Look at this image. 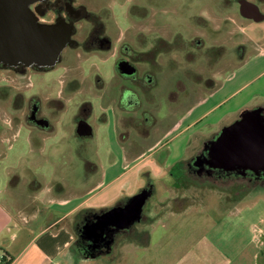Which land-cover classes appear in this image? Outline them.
<instances>
[{
  "label": "rangeland",
  "instance_id": "rangeland-1",
  "mask_svg": "<svg viewBox=\"0 0 264 264\" xmlns=\"http://www.w3.org/2000/svg\"><path fill=\"white\" fill-rule=\"evenodd\" d=\"M82 1L88 9L98 8L96 0ZM120 2L123 4L120 9L129 17L118 18L113 27L118 33L113 40L117 49L112 55L98 50L63 49L55 68L33 76V86L21 89L24 96L21 99H12L14 90L6 97L3 87L0 88L1 181L12 178L7 172L15 171L10 167L16 166V171L27 170V184L32 180V184L41 185L59 181L63 186L74 175L81 178L86 163L90 162L93 176L79 185H68L71 189H84L98 175V165L111 159L110 148L113 151L120 149L119 145L133 149L152 145L163 129L177 121L196 99L206 96L245 57L264 49V19L245 16L238 0H116ZM256 3L264 13V3ZM84 25L83 19L73 23V40L81 39ZM121 44H127L131 50L119 49ZM121 59L135 68L132 77L117 66ZM1 73L2 70L0 79L4 76ZM258 80L264 82V75ZM229 91L218 92L197 106V110ZM30 95L40 99L42 114H52L51 121L45 118L52 127L17 126L19 130L12 137L10 124L14 127L24 123L26 97ZM123 95L128 96V103L134 96L139 104L133 105L132 112L118 109L125 115L121 125L130 130L127 135L126 128L118 129V141L113 134L114 101ZM227 99L228 106L232 96ZM81 116L86 117L93 132L83 138L75 132V123ZM153 119L156 121L152 122ZM132 123L136 124L130 127ZM115 154L119 156L118 151ZM225 176L221 180L220 176H212L209 169L197 175L198 182L190 186L198 195L209 194L213 207L207 211L208 216L199 209L197 217L192 212L176 219V245L174 248L170 245L172 240L169 230L166 231L159 248V264H264V183L244 185L243 176L234 172ZM27 184L22 182L21 186ZM157 188L160 195L163 189ZM242 192L250 194L238 203L235 198ZM234 204L240 208L239 212L235 213ZM163 221L167 225L172 223L168 219ZM173 253L175 256L171 258Z\"/></svg>",
  "mask_w": 264,
  "mask_h": 264
},
{
  "label": "crops",
  "instance_id": "crops-1",
  "mask_svg": "<svg viewBox=\"0 0 264 264\" xmlns=\"http://www.w3.org/2000/svg\"><path fill=\"white\" fill-rule=\"evenodd\" d=\"M262 73L264 49L245 57L206 96L196 99L177 121L163 129L152 145L134 149L119 145L120 149L113 151L110 148L111 159L107 164L98 165V175L82 190L71 189L68 185H79L93 176L90 162L86 163L81 178L74 175L75 178L64 182L63 186L59 181L41 185L32 184V180L27 184V170L16 171V166L10 167L15 169L7 172L12 178L0 180V256L3 251L8 252L12 256L9 264H159V248L166 231L169 230L168 236L172 240L170 245L173 248L176 245V219L192 212L196 216L199 209L208 216L207 211L213 207L209 194L198 195L197 190L190 186L198 182L197 175L209 169L212 176H220L224 180L225 175L233 172L238 175L246 173L238 167L215 166L212 144L215 136L247 113L259 110L264 113V82H258L264 75ZM224 90L230 91L205 109L197 110L210 97ZM230 96L231 103L227 106ZM125 97L127 101L128 97ZM115 102L113 134L119 141L118 129L126 128L127 135L130 130L121 125L125 115L118 109L134 111L136 99L133 96L129 108L116 106ZM45 116L52 120V114ZM85 118L80 121L89 124ZM135 124H130V127ZM21 125L40 129L52 127L50 122L49 125L19 122L14 127L10 124L12 137L19 130L17 126ZM92 134L79 136L83 138ZM162 137L167 139L161 142ZM163 148L166 150H161ZM32 176L36 179L35 174ZM22 182L28 186L22 187ZM63 187L67 189L64 192ZM157 187L163 189L160 195ZM202 189L198 190L201 192ZM248 195L243 193L235 200L239 203ZM139 196L142 197L141 206L135 215L127 214V224H96L103 214L124 208ZM202 198L206 200L199 202ZM236 204L235 213L240 211ZM165 219L172 223L167 225L163 221ZM174 256L173 253L170 257Z\"/></svg>",
  "mask_w": 264,
  "mask_h": 264
},
{
  "label": "flooded vegetation",
  "instance_id": "flooded-vegetation-1",
  "mask_svg": "<svg viewBox=\"0 0 264 264\" xmlns=\"http://www.w3.org/2000/svg\"><path fill=\"white\" fill-rule=\"evenodd\" d=\"M96 1L98 8L92 10L86 8L87 5L82 0H0V70L4 75L0 79V88L3 87L5 91L3 94H6V97L12 90L14 94L10 96L13 100L24 97L21 89L33 86V76H39L55 68L54 65L63 49L68 52L98 50L109 54L117 49V46H113V40L117 38L118 31H114L113 27L118 18L126 20L129 14L120 9L123 4L116 3V0ZM238 1L240 10L245 16L256 20L264 19V13L256 3H264V0ZM79 19L85 20V25L81 39L76 41L72 38V30L73 23ZM61 23L70 27L68 41L59 51L56 61L49 63L51 35L45 27ZM119 49L130 51L131 47L121 44ZM122 61L125 60H119L117 66ZM97 80L100 82V78ZM26 98L28 105L23 117L24 124L35 125L41 122L49 125V121L45 122L46 116L41 112L40 99L34 95ZM125 98L123 95L117 99L115 105L129 108L131 104L125 101ZM136 104H139L137 99ZM60 106L63 104L61 103ZM79 109L81 112V107ZM248 115L264 124V113L260 110L247 113L245 116ZM76 126L77 124H75V132H77ZM263 166L264 164L256 169L238 167L246 172L241 173L245 180L244 185L250 183L256 186L264 183V171H261Z\"/></svg>",
  "mask_w": 264,
  "mask_h": 264
},
{
  "label": "water",
  "instance_id": "water-1",
  "mask_svg": "<svg viewBox=\"0 0 264 264\" xmlns=\"http://www.w3.org/2000/svg\"><path fill=\"white\" fill-rule=\"evenodd\" d=\"M45 28L51 35V53L48 62L54 63L59 51L68 41L70 27L61 23ZM119 68L123 74L128 76L135 73V68L126 61H122ZM76 131L81 135L90 134L91 126L85 121H80ZM211 155L215 166L258 168L264 164V124L249 115L243 117L222 130L212 144ZM198 161L201 159L198 158ZM141 203L142 197H136L128 206L116 208L103 214L96 224L104 226L111 222H117L120 225H125L128 223L127 214L135 215Z\"/></svg>",
  "mask_w": 264,
  "mask_h": 264
},
{
  "label": "trees",
  "instance_id": "trees-1",
  "mask_svg": "<svg viewBox=\"0 0 264 264\" xmlns=\"http://www.w3.org/2000/svg\"><path fill=\"white\" fill-rule=\"evenodd\" d=\"M12 261V256L8 252L3 251L0 264H9Z\"/></svg>",
  "mask_w": 264,
  "mask_h": 264
},
{
  "label": "built area",
  "instance_id": "built-area-1",
  "mask_svg": "<svg viewBox=\"0 0 264 264\" xmlns=\"http://www.w3.org/2000/svg\"><path fill=\"white\" fill-rule=\"evenodd\" d=\"M1 258H2V256H0V262H1Z\"/></svg>",
  "mask_w": 264,
  "mask_h": 264
}]
</instances>
